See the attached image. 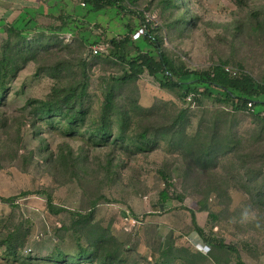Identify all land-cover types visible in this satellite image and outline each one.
I'll return each mask as SVG.
<instances>
[{
	"label": "rangeland",
	"instance_id": "1",
	"mask_svg": "<svg viewBox=\"0 0 264 264\" xmlns=\"http://www.w3.org/2000/svg\"><path fill=\"white\" fill-rule=\"evenodd\" d=\"M77 1L58 0L51 6L57 14L63 10L73 16L58 33L62 46L40 50L38 59L22 67L0 100V196H16L17 204L12 206L0 198V225L11 220L8 225L22 222L29 229L23 254L48 256L58 248L73 252L77 236L61 227L70 224V211L95 208L94 219L81 240L84 244L96 233L108 231L122 243L126 256L129 254L139 264H150L147 261L159 257L172 240L191 250L184 258L180 253L169 256V264H235L234 257L222 252L199 260L189 256L205 248L194 230L190 212L181 208L187 206L196 211L198 223L211 235L237 243L247 264H264L263 209L255 200L247 175V166L254 165L250 156L261 159L264 137L256 139L254 132L245 134L242 147L219 156L215 166L205 170L196 167L191 157L171 152L166 145L151 152H129L114 143L95 146L84 140L82 133L69 136L50 127L46 120L36 119L28 100L46 98L53 86L69 85L85 71L92 97L90 113L81 130L100 121L105 81L122 67L106 57L113 48L112 37L132 33L136 44L156 54L146 43L145 26L140 25L136 14L118 8L97 11L81 7ZM184 2L194 24L182 27L168 24L176 20L179 10L162 9L159 0H136L130 7L145 12L147 21H155L164 47L191 67L208 68L228 60L234 70L243 67L258 80L264 78V35L256 28L253 17L256 11L264 20V0ZM36 33L32 30L29 39ZM44 35L50 37L52 33ZM0 36L4 38L6 34L1 30ZM95 46L101 48L98 53L93 52ZM119 100L120 107L135 108L136 104L155 109L146 116L150 121L134 119L125 131L128 135L135 134L142 125L167 121L182 105L172 91L161 88L149 75L129 83ZM204 106H192L188 129L196 128L201 117L207 118L215 108L209 100ZM114 117L113 131L117 133L118 117ZM240 118L238 128L244 132L255 125L251 116L239 115ZM53 122L56 126L65 124L58 117ZM161 168L173 173L181 200L157 204L164 186L158 172ZM25 190L50 191L56 207L64 211L51 212L43 193L21 194ZM210 212H216L217 219H212ZM0 262L54 264L45 259L30 263L7 261L1 249Z\"/></svg>",
	"mask_w": 264,
	"mask_h": 264
},
{
	"label": "trees",
	"instance_id": "2",
	"mask_svg": "<svg viewBox=\"0 0 264 264\" xmlns=\"http://www.w3.org/2000/svg\"><path fill=\"white\" fill-rule=\"evenodd\" d=\"M77 2L81 7L86 6L97 11L118 8L123 12L136 14L140 25L145 26L143 37L146 43L154 48L156 54L136 44L132 33L128 32L122 37H112L110 42L113 48L106 57L120 63L122 67L120 72L109 76L105 81L100 121H94L90 128L81 130L88 119L92 97L85 71L79 80L69 85L53 86L46 98L28 100L27 104L33 109L36 119L46 120L50 127H57L69 136L82 133L86 137L84 140L95 146L114 143L129 152H151L166 145L171 152L191 157L196 167L205 170L212 169L219 156L232 153L242 147L245 134L252 135L254 132L256 139L264 137V78L258 80L243 67L234 70L228 60H220L208 68H193L184 60L175 58L164 47L163 38L157 32L160 28L156 22L147 21L145 12L130 7L136 0H78ZM159 2L162 9L172 11L178 9L180 12L176 20L168 23L169 25L177 24L182 27L194 24L184 0H159ZM72 17L62 10L58 14H36L35 17L22 19L18 24L17 22L0 24V33L2 30L6 34L4 38L0 36V100L3 99L9 83L22 67L29 61L38 59L40 50L49 49L56 44L62 46L58 33L69 25ZM253 17L256 28L264 35V20L256 11L253 12ZM47 18L49 21H40ZM88 29L89 27L84 28V30ZM32 30H36L37 33L29 39L28 35ZM47 31L52 33L50 37L44 35ZM80 40L83 41L81 38ZM145 75L154 77L161 88L172 91L182 105L167 121H162L158 125L144 123L145 125H142L135 134L128 135L125 131L131 128L134 119L137 118L140 122L150 121L146 116L155 110L151 107L139 108L136 104L135 108L120 107L119 98L123 95L126 86ZM206 100L213 102L214 110L212 112L206 110L209 111L208 117L202 116L196 128L188 129L191 126L189 115L192 114V106H201L204 109ZM114 115L118 117L119 132L117 133L113 131L116 119ZM138 115H142V118ZM239 115L253 118L255 125L252 130L248 128L244 132L238 128L241 123V118L238 119ZM56 117L65 124L56 126L53 122ZM250 157L254 165L252 168L247 166L249 184L255 200L257 199L262 205L264 217V150L261 159L256 160L254 154ZM256 163L260 165L255 166ZM158 172L164 186L159 191L157 204H164L170 199L181 200L182 196L175 188L173 173L166 168H161ZM29 193H43L51 212L64 211V208L56 207L50 191L21 192L25 195ZM0 198L12 206H17L16 196H0ZM181 208L190 212L194 230L204 242L205 250L200 248L189 255L193 260L207 259L215 256L216 252H222L234 257L235 264H247L237 243L211 235L198 223L195 210L187 206ZM70 214V224H63L61 230L76 234L78 241L75 251L68 252L58 248L48 256L23 254L29 229L26 230L22 222L8 225L11 222L9 220L6 225H0V249L4 259L27 263L45 259L54 264H139L131 260L129 254L126 256L127 251L122 247V243L108 231L96 233L86 244L81 242L84 232L94 219L95 208L85 212L70 211ZM209 215L212 219H217L216 212H210ZM176 244L177 242L172 240L159 257L148 260L147 263L169 264L171 262L169 256H174L176 253H180L182 258L186 257L191 249L185 247L184 243H179V246ZM0 264L7 263L0 262Z\"/></svg>",
	"mask_w": 264,
	"mask_h": 264
},
{
	"label": "crops",
	"instance_id": "3",
	"mask_svg": "<svg viewBox=\"0 0 264 264\" xmlns=\"http://www.w3.org/2000/svg\"><path fill=\"white\" fill-rule=\"evenodd\" d=\"M58 0H0V24L20 22L36 14L52 13L51 6Z\"/></svg>",
	"mask_w": 264,
	"mask_h": 264
},
{
	"label": "built area",
	"instance_id": "4",
	"mask_svg": "<svg viewBox=\"0 0 264 264\" xmlns=\"http://www.w3.org/2000/svg\"><path fill=\"white\" fill-rule=\"evenodd\" d=\"M100 50H101V48H99L97 46L93 47V52L94 53H98Z\"/></svg>",
	"mask_w": 264,
	"mask_h": 264
}]
</instances>
